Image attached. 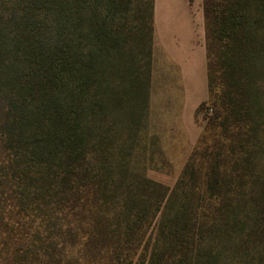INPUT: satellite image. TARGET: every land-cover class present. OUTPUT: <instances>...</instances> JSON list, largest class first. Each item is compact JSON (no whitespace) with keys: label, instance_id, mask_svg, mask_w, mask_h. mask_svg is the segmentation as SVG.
Wrapping results in <instances>:
<instances>
[{"label":"trees","instance_id":"16d2710c","mask_svg":"<svg viewBox=\"0 0 264 264\" xmlns=\"http://www.w3.org/2000/svg\"><path fill=\"white\" fill-rule=\"evenodd\" d=\"M154 0H0V264H264V0H202L208 97L150 180Z\"/></svg>","mask_w":264,"mask_h":264},{"label":"crops","instance_id":"0c3cea01","mask_svg":"<svg viewBox=\"0 0 264 264\" xmlns=\"http://www.w3.org/2000/svg\"><path fill=\"white\" fill-rule=\"evenodd\" d=\"M207 97L202 0H154L149 115L158 102L191 150L201 134L195 112Z\"/></svg>","mask_w":264,"mask_h":264},{"label":"rangeland","instance_id":"374dc122","mask_svg":"<svg viewBox=\"0 0 264 264\" xmlns=\"http://www.w3.org/2000/svg\"><path fill=\"white\" fill-rule=\"evenodd\" d=\"M152 105H154L152 114L148 115L147 120V132L156 138V146L153 147L154 155L146 176L152 181L172 188L195 145L191 150L189 147H183L182 133L169 129L172 126L169 123L170 117L158 113V102H153ZM204 122V112H201L197 115L196 123L201 128ZM183 151L186 153L183 154Z\"/></svg>","mask_w":264,"mask_h":264}]
</instances>
